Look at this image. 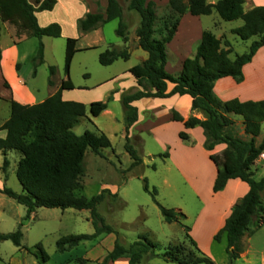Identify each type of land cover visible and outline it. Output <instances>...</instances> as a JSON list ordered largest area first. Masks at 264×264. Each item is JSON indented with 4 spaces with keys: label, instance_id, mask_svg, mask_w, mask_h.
<instances>
[{
    "label": "rangeland",
    "instance_id": "obj_1",
    "mask_svg": "<svg viewBox=\"0 0 264 264\" xmlns=\"http://www.w3.org/2000/svg\"><path fill=\"white\" fill-rule=\"evenodd\" d=\"M60 1L61 6L54 12L40 16V24L46 22H49V25L60 24L63 29L61 38L44 37L40 40L32 34L28 35L25 21L20 23L22 38L25 39L17 43L18 57H10V53H7L4 66L8 78L0 68V124L11 116V107L6 100L12 99L11 85H18V77L27 83L35 96V104L56 94L61 84L70 78L75 89L64 91L63 100L82 103L87 107V116L80 120L73 131L78 136L86 132L104 133L112 143V148L102 151L104 157L97 156L91 149L87 150L86 174L82 180L84 188L79 195L91 199L104 191H109L105 194V201L98 206V212L106 224L119 235L123 246L129 247L142 237L162 245L155 254L146 256L141 264H174L164 257L165 250L171 246L184 245L195 251L187 239V232L183 226L190 229L189 235L203 255L215 264H228L226 238L223 237L221 242L215 241L214 238L218 233L222 215L228 210L231 202L236 200V205L241 200L242 190H236L232 186L227 193L220 196L213 193L216 170L214 164H210L208 151L199 146L197 135L193 141L190 137L189 140L180 138V133L187 134V130L180 123L172 121V112L166 108L151 113L149 104L137 103L139 119L135 127L130 129L129 139L127 138V110L122 103V97L126 93L136 92L130 90L135 86L134 77L127 70L142 64L141 58L144 55L147 57V53L138 49L139 44L136 42V29L141 22L140 15L128 10L130 0H119L124 10V22L128 26L129 42L125 47L124 40L117 35L119 20L108 23L98 32L86 35L80 34L77 30L76 20L84 18L89 13H105L101 1L107 3V0ZM218 1L208 0L210 4ZM247 1L246 11L249 5L254 3L257 7L264 4V0ZM29 2L36 6L37 0ZM156 5L159 20L157 25L160 27L161 21L170 15V10L165 0L158 1ZM73 6L74 11L66 9V7L72 9ZM203 22L205 26L207 25L205 31L215 35H218L220 30L226 31L224 36L232 43L233 59L236 55L247 53L251 41L255 39L249 42L241 41L233 30L242 27L243 21L225 22L216 11L206 16ZM219 23L221 24L218 25ZM1 27L0 47L7 49L13 44L15 26L1 24ZM230 30L232 33H227ZM69 38L79 39L77 43L79 52L74 57L68 76L65 72V53ZM225 38H222L223 42ZM41 43L45 46V60L44 64L38 65L33 59L38 54ZM114 47L120 50L128 48L130 60H119L109 67L102 66L99 62L100 54ZM169 55L171 58L172 53L168 52L167 46L168 59ZM17 64L21 65L19 72L14 66ZM51 67L55 69L54 76L51 75ZM3 77L10 85V89L5 88ZM50 81L52 85L49 84ZM143 88L151 91L147 85ZM256 92L264 94L263 90ZM95 102H108V112L97 118L91 117L90 105ZM263 139L264 123L260 140ZM127 142L143 160L142 165L132 168L133 160L126 151ZM165 154H168V157L160 156ZM20 159V153L10 152L11 167L7 173L9 180L6 185L0 181V188L7 187L17 194L24 193L16 175ZM0 161L3 166L2 156ZM0 169L2 171V167ZM263 177L264 171H259L256 175L257 180ZM146 182L151 192L157 190L156 200L162 207L181 211L186 216V220L182 222L183 226L165 222L153 195L145 190ZM26 215V207L0 193V233H14L21 223L24 224L23 248L16 247L11 241L2 242L0 264H79V258L87 260L86 264H102L117 240L116 234H111L110 237L103 235L95 241L84 242L69 252L59 253L57 242L61 238L94 234L90 211L41 208L36 210L29 220H24ZM242 243L244 253L236 264H264V226L254 236H246ZM38 244L43 245L49 256L46 262L36 248ZM28 250L39 254V258L29 254ZM109 264H128V260L122 259Z\"/></svg>",
    "mask_w": 264,
    "mask_h": 264
},
{
    "label": "trees",
    "instance_id": "obj_2",
    "mask_svg": "<svg viewBox=\"0 0 264 264\" xmlns=\"http://www.w3.org/2000/svg\"><path fill=\"white\" fill-rule=\"evenodd\" d=\"M57 4L58 0H39L36 6L29 0H0V38L1 24L8 22L22 24L24 21L27 30L35 38L40 40L44 37L61 38L63 29L60 24L53 23L41 27L36 16L37 13L52 12ZM245 4V0H219L214 5L208 0H190L188 3L185 0H170L168 5L170 15L161 21L158 27L155 2L130 0L128 10L138 13L141 18L136 31L139 48L148 54V58L142 64L132 67L129 72L140 87L147 85L151 91L143 88L135 93H126L122 97V103L127 110L128 139L130 129L139 119L138 109L133 106L135 102L144 99L167 100L179 96L190 98L192 109L202 112L205 119L191 117L185 120L179 113L172 111V121L183 123L186 129L201 127L205 136L204 148L208 152L214 151L218 145H227L221 156L210 155L217 168L213 193L223 192L232 180H240L249 186V192L232 208L230 216L214 238L217 242H221L223 237L226 238L228 264H236L244 253L243 239L246 236H254L264 226V177L257 180L253 171L256 161L264 154V140L257 144L264 123V101L241 102L233 99L223 102L214 94L215 83L220 79L231 77L242 83L245 66L251 63L264 47V6L246 12ZM214 10L225 22L243 21V26L233 30V33L243 42L255 38L249 51L243 55H236L233 59L232 44L227 40L223 42L212 32L205 31L195 55L184 61L182 71L177 75L170 74L166 70L167 46L173 41L182 18L187 13L195 17L210 16ZM115 20L120 21L117 35L124 43H128V26L124 22V10L119 0H108L105 13H89L79 19L77 30L80 34L86 35L102 29ZM78 41L79 39L75 38L67 39L65 72L68 76L74 57L79 52ZM130 58L128 48L120 50L114 47L101 53L99 62L102 66L109 67L119 60L129 61ZM2 59L3 52L0 47V64ZM33 60L38 65L44 64L43 43L40 44L38 54ZM20 68L21 65L17 64V72ZM50 72L52 76L55 75L54 67H51ZM3 80L5 88L10 89L4 77ZM49 84L52 85V81ZM170 85L173 86L172 90H169ZM74 89L68 78L67 82L61 84L56 94L41 103L25 105L13 99L9 101L11 116L1 127V131H6L7 135L6 138L0 139V153L5 156L14 151L21 154L16 175L24 193L17 194L7 187L0 190V193L26 207L27 215L24 220H29L36 210L41 208L90 211L94 234L61 238L57 242L59 253L69 252L80 244L95 241L103 235L116 234L115 246L102 264L116 263L122 259L128 260V264H141L146 256L155 254L162 245L142 237L129 247L123 246L119 235L106 224L98 212V206L105 201V194L109 191H104L91 199L79 195L84 188L82 180L86 174L87 150L91 149L97 156L104 157L102 151L112 148V143L104 133L86 132L78 136L73 131L80 120L87 116V107L84 104L65 101L62 98L64 91ZM108 109V102H95L90 105V115L97 118ZM231 115L242 117L249 140L237 135ZM179 136L182 140H189V136L184 132ZM126 151L133 160L132 168L142 165L143 160L128 142ZM160 156L166 158L168 154ZM9 167L10 161L5 158L2 171L6 179ZM145 190L153 195L154 202L160 207L166 223L182 225L186 216L181 211L162 207L156 200L157 190L151 192L147 182ZM23 226L21 223L14 233H0V244L11 241L22 249ZM183 227L195 251L184 245L171 246L165 250L166 260L174 264H215L199 251L197 243L189 235L190 229ZM36 248L41 252L44 262L49 260L42 244H38ZM28 253L39 258V254L31 250H28ZM69 262L71 263V260ZM86 262L87 260L79 258V264Z\"/></svg>",
    "mask_w": 264,
    "mask_h": 264
},
{
    "label": "crops",
    "instance_id": "obj_3",
    "mask_svg": "<svg viewBox=\"0 0 264 264\" xmlns=\"http://www.w3.org/2000/svg\"><path fill=\"white\" fill-rule=\"evenodd\" d=\"M37 1H39V0H37ZM148 1H153L156 4H158V1H160V0H148ZM165 1H166L167 5H169L170 0H165ZM189 1L190 0H185L186 3H188ZM245 1H246V3H248L247 0H245ZM211 4L214 5L216 3H211ZM107 5H108V0H107V3H103L101 1V7L104 9V11L106 10ZM60 6H61V1L58 0V4H57L56 8L52 12H54ZM252 6H254V7H252ZM263 6H264V4H263ZM255 7H257V4L254 3L252 5H249V7L247 8V11L246 10L245 11L248 12ZM259 7H261V6H259ZM245 8H246V6H245ZM66 9L68 11L69 10L74 11L75 7L73 6L72 9L70 7H66ZM52 12L37 13L36 16H37L39 24H40V16L41 15H43L45 13H52ZM94 13L96 14L98 12H94ZM205 17L206 16L195 17V16H192L191 14L187 13L182 18L180 25H179V28H178V31L176 32L173 41L168 45V52L172 53V57L170 58V55H169L166 70L170 74L171 73H174L172 75L179 74L182 71L184 61L187 58H191L195 55L197 48L202 41L203 33L205 30H207V25L205 26V23L203 22ZM78 20L79 19H77L76 21H78ZM5 24H10V25L15 26V32H14V36H13L14 37L13 44L10 47H8L7 49H2L3 59H2V62L0 64V68H1V70H3L6 78H8L7 73L5 71L6 69L4 66V62L6 60L7 53H10V57L11 56L18 57L19 52L17 49V45H18L17 43H19L20 41H22L25 38H22V33H21V29H20L21 26L19 23L8 22ZM220 24L221 23H219L218 25H220ZM40 25L42 27H46L49 25V22H46V23L40 24ZM221 28H223V27H221ZM223 30H224V28H223ZM94 32H98V30L94 31ZM227 33H232V30H230ZM30 34H31V32H29L28 35H30ZM224 34L226 35V31L222 32L220 30L218 35H215V34L214 35L218 39H222L223 37L225 38ZM225 40L229 41L227 37L225 38ZM254 40H252L251 42H253ZM136 42L138 43V38H136ZM127 45H128V43H125V47ZM138 49H140V48L138 47ZM147 58H148V54H147L146 58L144 55L141 58L142 63L145 62L147 60ZM14 66L16 67V65H14ZM14 66H13V68H14ZM130 69L131 68H129L127 71H130ZM243 73H244V81L242 83L236 82L231 77H227V78H223V79L218 80L215 83V87H214V94L216 95V97L223 102H227V101H230L233 99H238L241 102L264 101V94H260V93L256 92L257 90H260V91L263 90L264 91V47L259 50V52L253 58L252 62L245 66ZM133 82H134L135 86L131 87L130 90H134V91L142 90V87L139 86V83L135 78H134ZM11 87H12V92H13V97H12L13 100L18 101L21 104L24 103L25 105L35 104V101H36L35 96L29 90L28 85L24 79H21L18 77V85L17 86L11 85ZM172 88H173V86L170 85L169 90H172ZM124 90L126 91L127 89L124 88ZM253 90H255V91L253 92ZM15 94L17 97H15ZM9 101L10 100H6L7 104H9ZM141 102L149 104L148 106H149L151 113L159 111L163 108H166L167 111H171V112L176 111L185 120H187L191 117H196L200 120L205 119V115L202 112H200L198 110L195 111L192 109L191 99L188 97L174 96V97L167 99V100L144 99V100H141L139 102H135L133 104V106L137 108L136 104L141 103ZM107 112H108V110L105 113H107ZM231 118L233 119V121L235 122V125L237 126V132H238L237 135L244 140H249L250 137L247 136L245 133L242 117L237 118V116L231 115ZM8 120H5L4 122H2L0 124V139L6 138L7 132L1 131V127ZM176 123H179V122H176ZM180 124L184 127L183 123H180ZM135 125L132 127V129L135 127ZM186 130H187V135L190 137V139L192 141H193L195 135H197L199 137V141H198L199 146L204 148L205 136H204L203 129L201 127H197L195 129H186ZM261 136H262V133L257 138V144H260L264 140V139L260 140ZM226 148H227V145L221 144V145L216 146L214 151H212V152L206 151V152H207V155L209 156V158H210V155H212V154L217 155V156H221ZM1 156H2V162L5 158H7L9 160L10 152L6 156L3 155L2 153H0V157ZM210 164L211 165L214 164L211 161V159H210ZM1 167H2V165H1V161H0V168ZM10 167H11V162H10ZM214 167H215L216 171H215V176H214L213 181L215 182L216 175H217V168H216L215 164H214ZM254 168H257L256 169L257 171ZM253 171H255V177H256L257 173H259V171H264V154L260 157L259 160L256 161L255 166L253 167ZM7 180H9V177L6 179V175L0 169V181H1V183L3 185H6ZM232 186H234L236 188V190L237 189L242 190L241 199L249 192V186L246 183H243L240 180H232L228 183L226 189L223 192L218 193L217 195L220 196V195L224 194L225 192L227 193ZM1 189H3V188H0V190ZM235 203H236V200L234 202H231L230 205L228 206V210H226L225 214L222 215V218L220 220L217 231H219L224 226L225 221L227 219V216L228 217L230 216L231 210H232L233 206L235 205ZM229 211H230V213H229ZM110 236L111 235H109L107 237H110ZM113 248L111 249V251L113 250Z\"/></svg>",
    "mask_w": 264,
    "mask_h": 264
}]
</instances>
